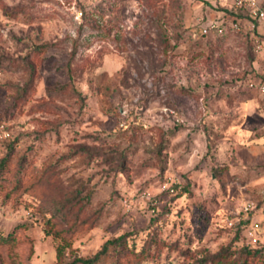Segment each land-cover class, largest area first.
Wrapping results in <instances>:
<instances>
[{
  "label": "rangeland",
  "instance_id": "obj_1",
  "mask_svg": "<svg viewBox=\"0 0 264 264\" xmlns=\"http://www.w3.org/2000/svg\"><path fill=\"white\" fill-rule=\"evenodd\" d=\"M256 39L233 0H0V264H264Z\"/></svg>",
  "mask_w": 264,
  "mask_h": 264
},
{
  "label": "built area",
  "instance_id": "obj_2",
  "mask_svg": "<svg viewBox=\"0 0 264 264\" xmlns=\"http://www.w3.org/2000/svg\"><path fill=\"white\" fill-rule=\"evenodd\" d=\"M233 5L235 8L246 9L252 17L264 18V6L260 4L259 0H233ZM233 27L236 29L239 28L236 22L233 23ZM200 30L201 33H208L210 31L222 33L224 32V26L222 22L210 20L201 25ZM255 48L264 50V39H256ZM247 86L248 88H255L259 91H264V75L260 78L251 77L247 81Z\"/></svg>",
  "mask_w": 264,
  "mask_h": 264
},
{
  "label": "crops",
  "instance_id": "obj_3",
  "mask_svg": "<svg viewBox=\"0 0 264 264\" xmlns=\"http://www.w3.org/2000/svg\"><path fill=\"white\" fill-rule=\"evenodd\" d=\"M248 102H250L249 105H247ZM243 106V120L241 121L240 119V125L232 129V131L238 132L237 136H241V134L239 133L240 131L243 132L249 130L250 128L255 129V127L257 126H262V128H264V99H257L254 96V93H249L248 95L244 96ZM260 106L263 110L261 119L257 117V112L259 109H261L259 108ZM254 142V144H258L259 146L264 148V135H262L259 139H255Z\"/></svg>",
  "mask_w": 264,
  "mask_h": 264
},
{
  "label": "trees",
  "instance_id": "obj_4",
  "mask_svg": "<svg viewBox=\"0 0 264 264\" xmlns=\"http://www.w3.org/2000/svg\"><path fill=\"white\" fill-rule=\"evenodd\" d=\"M231 10V9H230ZM232 11V10H231ZM201 34H208V33H201ZM105 246V245H104ZM98 255V252L95 254V257ZM81 261L83 264H90L93 262V258H80L78 259Z\"/></svg>",
  "mask_w": 264,
  "mask_h": 264
}]
</instances>
